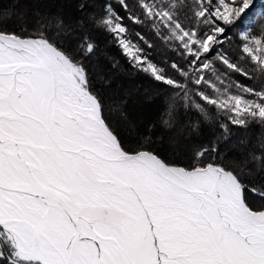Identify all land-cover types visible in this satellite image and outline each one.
I'll return each mask as SVG.
<instances>
[{"label": "bare ground", "instance_id": "obj_1", "mask_svg": "<svg viewBox=\"0 0 264 264\" xmlns=\"http://www.w3.org/2000/svg\"><path fill=\"white\" fill-rule=\"evenodd\" d=\"M22 38L0 31V231L18 259L264 264V209L231 174L122 158L66 56Z\"/></svg>", "mask_w": 264, "mask_h": 264}, {"label": "trees", "instance_id": "obj_2", "mask_svg": "<svg viewBox=\"0 0 264 264\" xmlns=\"http://www.w3.org/2000/svg\"><path fill=\"white\" fill-rule=\"evenodd\" d=\"M108 2L0 0V30L21 35L27 34L23 27L38 30L59 48L63 46L58 40L70 44L71 49L75 47L74 41L82 50H88L86 45L91 44L89 64L82 58L78 60L87 64V88L96 94L102 112L106 110L104 118L113 123V129L127 140L130 148L157 152L187 167L196 158L204 157L227 165L225 169L236 165L248 204L249 201L263 204L258 194L264 193V164L260 172L251 173V167L243 162L248 157L264 161V122L252 119L257 116L248 113L245 117L234 114L219 99L226 88L236 91L235 87L240 89L242 84L264 94V65L242 51V41L237 35L243 24H251L252 33L264 35V16L252 23L254 10L250 7L226 27L202 12L205 0H123V5L112 0V11L128 19L122 24L126 33L130 29L134 35L131 39L126 34L127 40L134 41L140 55L172 81L158 83L151 74L124 62L126 57L118 40L105 25ZM162 11L167 14L165 18L159 16ZM127 15L140 22L134 23ZM177 24L198 40L221 29L217 33L221 41L215 48L200 51V58L195 61L197 67L190 59L195 58L199 46L195 44L189 51L179 45ZM137 34L140 36L136 37ZM224 60L246 73L240 76L239 70L230 69ZM204 64L207 69L201 68ZM203 96L212 102L203 100ZM238 119L244 124L237 123ZM165 122L169 123L167 129L162 126Z\"/></svg>", "mask_w": 264, "mask_h": 264}, {"label": "rangeland", "instance_id": "obj_3", "mask_svg": "<svg viewBox=\"0 0 264 264\" xmlns=\"http://www.w3.org/2000/svg\"><path fill=\"white\" fill-rule=\"evenodd\" d=\"M117 1L123 5V0H117ZM196 1L200 2L201 0H196ZM205 1L207 4H205V6L202 7L204 11H202V9H201V11L206 12L209 16H211L210 18H213L214 20L218 19V20H220L221 23H225L226 27L230 24L231 21H233L236 18V16L239 13H245L247 11V9L250 7H252L254 10V13H253L254 17H253L252 23L255 22L256 18L259 19L260 17L264 16V0H240V1H238V0H205ZM106 9L108 10V12H107V18L105 21V25L109 28L110 32H112L114 34V37H116V39L118 40V42L120 44L119 46H120L121 52L126 57L124 62L126 64H130L131 68H133V69L134 68H136V70L141 69V71L143 73L151 74L152 79L156 80L158 83L172 82L170 79L163 77L164 75L162 76V74H160L159 69L157 67H155L153 63L146 60L144 57H142L140 55L141 51H139L140 49L136 48L134 41L132 42V41L127 40L126 34H128V37L131 39L134 38V35H131L130 29L126 33V31L124 29L125 26H123V24H122V23L126 22L125 20H128V19H125L123 17L121 18V15H118V13H114L112 11L113 10L112 0H109L108 4L106 5ZM156 14H158V13L156 12ZM166 15L167 14L165 12H163L159 16H162L163 18H165ZM17 16L20 17L19 15H17ZM127 16L134 23L138 24L140 22V20H138V21L135 20L134 16L133 17H131L129 15H127ZM177 26H178V24H177ZM3 28H5V27H1V29H3ZM251 28H252L251 24H247V25L243 24L240 27H238V29H237V35L242 41V51L249 54V56L251 58L257 59L262 65H264V35L261 36V35H259V33H256L255 31H254L255 34L252 33ZM22 29H23L22 31L27 32V34H25V35L17 34V35H20L21 37H24L22 39H26V38H29V39L42 38V39H45L42 35H40L38 30H30V29H28V27H23ZM178 29H180V30L177 33V35H178L177 36V42L179 43V45L183 46L185 50L189 49V51H190V49L193 48L195 44H197L199 46V51H196L195 58L190 59V62L192 64H194V66H196L195 61L197 59L199 60V58H200L199 57L200 51L203 52V51L210 50V48H215L216 43L221 41L217 35V33L221 31V29H219L215 33L206 35L202 40L195 39V37L193 36V33L191 31H188L186 28L181 29L178 26ZM0 31L4 32L2 30H0ZM5 34H10V35L14 34L15 35L16 33L5 32ZM139 36L140 35H138V34L136 35V37H139ZM45 40L48 41L47 39H45ZM58 41L63 46V48L62 47L57 48L52 43H50V44H52L57 50H59V52L63 56L64 55L66 56L67 59L62 60L66 72L70 76H73L72 82L77 86L78 85L81 86L80 89L82 91L86 90L90 94H92L95 102H97L96 104L98 106L100 114H101V116H103V114H105L106 110L104 109V111L102 113L101 104L98 102V98L96 97V94H94L89 88H87L89 80H86L87 78L85 77V74H86L85 65L89 64V61H90L89 58L90 57H88V56L92 52L91 44L86 45L88 47V50L87 49L82 50L81 48H79L80 45H78V43L76 41H74L75 42L74 43L75 44L74 49L70 48V44L65 43V42H61L60 40H58ZM70 50L72 51L71 54H70ZM191 52H193V51H191ZM69 54H70V56H69ZM72 54H74V55H72ZM186 54H187V52H186ZM75 56H76L77 60H81V58H82L84 60L83 62H86L87 64L82 63L81 64L82 67H81L80 64L78 62H76L77 60H76ZM71 59L72 60L74 59L75 62L72 61ZM68 60L73 65L74 69L69 67ZM92 61H94V59H92ZM224 62L226 63V65L230 69L239 70L238 72L241 73L240 76H243L246 73L244 71V69H242V68L238 69V68L233 67L231 62H227L226 60H224ZM204 67H205V69H207L205 64L203 66H201L202 69H204ZM95 69H97V68H95ZM96 71L98 73H100L99 69H97ZM198 84H201V82H199ZM235 89H236V91H232L228 88H226L224 90V95L223 96L221 95L222 97H221V99H219L220 103H221V101L223 102V103H221L222 106L228 105V108H231L230 110H232L234 114L245 117L246 116L245 113H248L252 116H257V117H251L252 119L259 118L260 121L264 122V119H263L264 118V94L252 91L250 89H247L246 86L243 84H242V87H240V89L237 87H235ZM69 93H70V95H74L75 97L77 96L76 93L71 91V90H69ZM203 100H207L209 102H212L206 96H203ZM103 120H104L105 126L107 127V130L111 131L112 136L118 142L119 150L121 151V153L123 152L126 154L134 155L135 153L140 151V150H133L132 148H130L128 146L127 140L125 138L119 137V135L113 129V125H112L113 123L110 120H107V118L103 119ZM237 123L244 124V122H240L239 119L237 120ZM162 126L167 129L169 126V123L168 124L166 122H165V124L162 123ZM143 151L150 152L148 150H143ZM150 153L155 154V156L160 161H162L163 163L165 162V164H167L169 166H175V167L178 166V167H180L181 170H184V171H191L195 168L205 167V166L221 168L222 170H224L225 172H228L229 174H231L233 176L235 182L238 185L242 201H244V203L250 209L256 210L255 208H251L253 206L251 204H248V201H247L249 198L244 193V190L243 189L241 190L240 185L242 186V184H241L242 179L239 178L240 177V176H238L239 173L236 172V170H235V167H238V166H236V165L231 166L230 165L228 169H225L224 167L227 168V165L224 166L220 163L210 161V159L204 157L203 159H200V160H198V158H196L193 161V163L190 164L189 167H187V166H182V165H177V164L175 165V163L173 162V160L170 157L164 158L161 156V154H158L157 152L156 153L150 152ZM235 153L237 155H240L239 154L240 151H237ZM246 158H247V156H246ZM261 160L257 159V158H249L248 157L247 161L243 162V165L251 167V171H250L251 173L257 172V171L260 172V169H263L262 165L264 164V161H261ZM230 167H232V168H230ZM254 184H256V183H254ZM243 186H245V184ZM252 192H253V190H252ZM262 200L264 201V198ZM255 205L258 207H261V209H264V207L261 206V205L264 206V203L263 204H255ZM0 264H31V262H28L27 260H21V259L17 258L16 252H15V249L13 248L11 240L1 231H0Z\"/></svg>", "mask_w": 264, "mask_h": 264}, {"label": "water", "instance_id": "obj_4", "mask_svg": "<svg viewBox=\"0 0 264 264\" xmlns=\"http://www.w3.org/2000/svg\"><path fill=\"white\" fill-rule=\"evenodd\" d=\"M120 156L124 159H135V158H140V157H145V158H148L150 160H152V162H154L158 167L160 165H165V163H163L162 161H160L156 156L152 155V154H148L146 152H138L134 155H131V154H126V153H121ZM167 167H171V166H168L166 165ZM37 262H39L40 264H45L43 263L40 259L37 258Z\"/></svg>", "mask_w": 264, "mask_h": 264}, {"label": "flooded vegetation", "instance_id": "obj_5", "mask_svg": "<svg viewBox=\"0 0 264 264\" xmlns=\"http://www.w3.org/2000/svg\"><path fill=\"white\" fill-rule=\"evenodd\" d=\"M165 163V162H164ZM252 193V190L250 191ZM258 195H261V198L263 199L264 198V193H259ZM250 203V202H249ZM251 204V203H250ZM260 204V203H259ZM252 205V204H251ZM253 206V205H252ZM254 207V206H253Z\"/></svg>", "mask_w": 264, "mask_h": 264}]
</instances>
